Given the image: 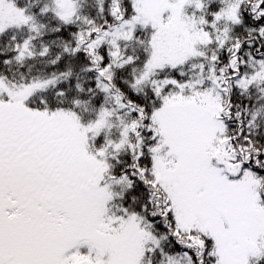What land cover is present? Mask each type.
<instances>
[{"label":"snow or ice","instance_id":"1","mask_svg":"<svg viewBox=\"0 0 264 264\" xmlns=\"http://www.w3.org/2000/svg\"><path fill=\"white\" fill-rule=\"evenodd\" d=\"M0 264H264V0H0Z\"/></svg>","mask_w":264,"mask_h":264}]
</instances>
